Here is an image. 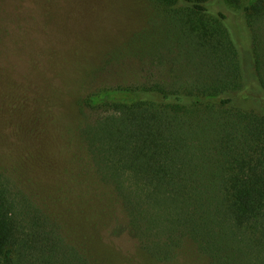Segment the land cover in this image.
Returning a JSON list of instances; mask_svg holds the SVG:
<instances>
[{
    "label": "trees",
    "instance_id": "obj_1",
    "mask_svg": "<svg viewBox=\"0 0 264 264\" xmlns=\"http://www.w3.org/2000/svg\"><path fill=\"white\" fill-rule=\"evenodd\" d=\"M148 2L168 43L159 77L66 103L122 240L96 242V261L0 187V264H174L186 243L207 264H264V0Z\"/></svg>",
    "mask_w": 264,
    "mask_h": 264
},
{
    "label": "rangeland",
    "instance_id": "obj_2",
    "mask_svg": "<svg viewBox=\"0 0 264 264\" xmlns=\"http://www.w3.org/2000/svg\"><path fill=\"white\" fill-rule=\"evenodd\" d=\"M153 11L148 0H0V187L90 255L100 239L121 241L127 222L93 174L66 103L159 77L158 57L169 50ZM91 210L96 219L85 222ZM174 264L207 261L186 243Z\"/></svg>",
    "mask_w": 264,
    "mask_h": 264
}]
</instances>
